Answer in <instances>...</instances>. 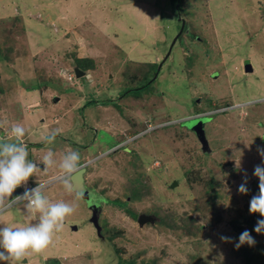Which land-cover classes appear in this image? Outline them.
<instances>
[{"label":"rangeland","instance_id":"obj_1","mask_svg":"<svg viewBox=\"0 0 264 264\" xmlns=\"http://www.w3.org/2000/svg\"><path fill=\"white\" fill-rule=\"evenodd\" d=\"M85 59L94 69L76 79ZM41 103L62 118L51 150L80 153L84 193L67 194L56 166L39 176L32 185L56 181L46 197L78 207L21 264H258L235 245L247 230L264 253V217L249 213L264 166V0H0V140L18 123L36 144ZM25 211L7 209L0 227L27 224Z\"/></svg>","mask_w":264,"mask_h":264},{"label":"clouds","instance_id":"obj_2","mask_svg":"<svg viewBox=\"0 0 264 264\" xmlns=\"http://www.w3.org/2000/svg\"><path fill=\"white\" fill-rule=\"evenodd\" d=\"M11 142L0 140V214L17 205H22L26 210L27 224L6 225L0 227V261H9L12 264H21L25 255L30 251L40 253L52 242L55 233L63 230L64 220L67 216L76 211V203L65 201L52 202L44 195L46 184L38 183L34 188H25L21 195L12 197L18 187L24 185L32 176L38 172L57 166L55 153L49 149L41 158L43 170L33 161L28 159L29 152L27 145L23 143L26 134L25 128L20 124H13L8 130ZM58 135V130L50 131L44 140L46 143H53ZM257 152L264 165V148L257 147ZM239 163V162H238ZM81 157L77 150H70L64 153L58 163L60 173L56 178L69 193H76L78 200L83 192L81 183H74V177L81 170ZM253 175L258 178V194L254 195L249 202V213H258L264 217V166L257 165ZM247 177L245 175L238 187V192L247 194ZM10 197H12L10 199ZM33 220L36 223H31ZM256 233L264 234V219L256 222L254 228ZM225 242L230 238L221 237ZM243 244L253 246L254 238L245 230L239 236V248Z\"/></svg>","mask_w":264,"mask_h":264},{"label":"crops","instance_id":"obj_3","mask_svg":"<svg viewBox=\"0 0 264 264\" xmlns=\"http://www.w3.org/2000/svg\"><path fill=\"white\" fill-rule=\"evenodd\" d=\"M170 46H171V44H170ZM170 51H172V48H171V50ZM168 59V58H167ZM166 59V60H167ZM90 60V59H89ZM163 60V59H162ZM161 60V61H162ZM158 62H155V61H151V62H149V63H146L147 65L149 64V65H151V66H156V65H158L157 64ZM163 64V63H162ZM160 66L161 65H159V67L158 68H160ZM76 67V66H75ZM161 68H162V66H161ZM69 70V69H68ZM160 70L161 69H159L158 71L160 72ZM70 72L71 71H73V73H74V68L73 69H71L70 68V70H69ZM88 71H89V73H90V71H92V70H87V73H88ZM158 72V73H159ZM69 73V72H68ZM72 73V72H71ZM69 75H71V74H69ZM89 75V77H91V74H88ZM93 75V74H92ZM158 76H156V78H157ZM74 80H75V78H74ZM69 84H71V85H75V84H77L76 82H74V84L72 83V82H69ZM67 86H69V85H67ZM65 88L64 89H66V86H64ZM78 91V90H77ZM61 98V97H60ZM81 100H79V102H80ZM58 104H62V102H61V99H60V101L57 103V105ZM41 105V109L39 110V111H37V113H35L34 114V116L36 115L37 117H36V120L41 124L40 125V128H38L37 127V129L38 130H36L35 129V131L33 132V138H35V140L34 141H38V142H36V144H34L33 143V145L32 146H30V148H28L29 150L28 151H30L29 152V156H28V159L30 160V161H32V158L31 157H33V153H36V155H37V158H36V161H37V159H41L42 158V156L44 155H42V153H46V151L47 150H49V149H51V144H49V143H46L45 142V140H44V137L49 133V131L47 130V129H49L50 127H53V126H57L59 123H60V121H61V119L62 118H60V116L57 114V113H55V111H54V109L53 108H55V106H57V105H53L52 107H50L51 109H48V111L47 112H45L46 111V109H45V104H40ZM49 108V107H48ZM52 114V116H53V121H51V120H48V119H50V115ZM46 116H48V118H46ZM38 117H39V119H38ZM34 117H32L31 118V120H29V121H31V123H34V127L35 126H37L36 125V123H35V119H33ZM27 122V121H26ZM28 127H26V129H27ZM62 126H60V127H58L56 130H58V135L56 136V139H58L59 141H61V140H63L64 139V137H62V135H63V131H62ZM55 130V129H54ZM65 131H67V130H65ZM65 131H64V133H65ZM37 133H39L40 135V137L37 135ZM67 144H68V141H67ZM31 147H33V148H31ZM69 148V147H68ZM34 149H38V152H33L34 151ZM82 149H83V147H82ZM54 153H55V159H56V161H57V166H56V168H58V163H59V159H60V157L64 154V153H66L67 152V150L66 149H64V150H54L53 151ZM38 154H40L41 155V158H39V156H38ZM40 168H41V170H43V165H41L40 166ZM55 168V169H56ZM57 174H59V173H57ZM57 174H55V173H53L52 172V170H51V168H48V169H46V170H43V171H41V172H38L37 174H36V177L34 178V179H32V178H29L28 180V182L30 183V185H32L34 182H36V181H43V180H45V179H38L39 178V176L41 175L42 177L44 176H48V177H45L46 179H52V178H55V176L57 175ZM55 183H56V181L55 182H52V183H50V184H48L47 185V187L45 188V190H44V194H47V192H48V190H49V188L51 187V184L54 186L55 185ZM57 185V184H56ZM86 192V191H85ZM84 193V192H83ZM67 194H69V195H75L76 193L75 192H73L72 194L71 193H69V192H67ZM62 195H66V194H62ZM49 200H51L52 202H58V201H62V197L61 198H59L58 200H56L55 199V197H47ZM90 207H91V210L89 209V208H87V210H88V213H89V215H88V223H92L91 222V219H92V217H93V215H92V213L94 212V208L96 207V206H93L92 207V205H90ZM97 217H99V216H97ZM23 220V223H28V218H27V216H25V217H23L22 218ZM7 225H12V224H16V223H14V222H9V220H7ZM37 221H35V220H33L31 223H36ZM65 224H66V222H64V227L63 228H66L65 227ZM68 225V224H67ZM91 225V224H90ZM70 226V225H69ZM92 226V225H91ZM93 227V226H92ZM76 230H77V228H73L72 229V231L73 232H76ZM69 236V234L67 233V234H65V236L64 237H68ZM45 261L46 260H49V258H47V259H44ZM50 262H53L54 264H56V262L54 261V260H52V258H51V261ZM23 263H25L24 261H23Z\"/></svg>","mask_w":264,"mask_h":264},{"label":"trees","instance_id":"obj_4","mask_svg":"<svg viewBox=\"0 0 264 264\" xmlns=\"http://www.w3.org/2000/svg\"><path fill=\"white\" fill-rule=\"evenodd\" d=\"M179 22V21H178ZM76 67L78 68V69H80V70H83V71H87V70H93L94 69V65H93V63L91 62V60H88V59H85V60H77L76 62ZM139 92L140 91H136V94H139ZM135 93V92H134ZM183 125H184V123H182ZM133 195V194H132ZM133 196H136L135 194L133 195ZM137 198V197H136ZM99 199V198H98ZM111 204H113L115 207H118L119 209H122V205L119 203V202H113V203H111ZM93 206H96L94 209H95V211H96V213H97V216H99V214H100V205H98V204H96V205H93L92 204V207ZM126 213H128V215H130V216H134L131 212H129V211H127ZM257 218V217H256ZM182 221H184V220H182ZM194 222V221H193ZM246 222V225H247V221H245ZM242 225H245V224H238V227H240L241 229H242ZM180 227V229H183V227H185V226H183V225H180L179 226ZM250 250V251H249ZM249 250H246V251H244V253H243V256H242V258L244 259V260H246L247 261V263H258V264H260L259 263V261H262V260H264V253L262 252V250H261V247L258 245V244H256V245H253V246H251V248H249ZM263 255V256H262ZM123 264H135V262H125V263H123Z\"/></svg>","mask_w":264,"mask_h":264},{"label":"water","instance_id":"obj_5","mask_svg":"<svg viewBox=\"0 0 264 264\" xmlns=\"http://www.w3.org/2000/svg\"><path fill=\"white\" fill-rule=\"evenodd\" d=\"M181 29H183V25H182V28ZM175 42V41H174ZM74 74H75V77H76V79H80V78H83L84 76H85V73L84 72H82L80 69H78L77 67L74 69ZM194 126H198V124H197V122L195 123V125ZM194 126H193V129H194ZM21 192V189H20V187H18L17 189H15V191L13 192V194H12V197H15L16 195H18L19 193ZM82 196H83V193H82ZM12 197H10V199L12 198ZM98 217H97V213H96V211L94 210V212H93V217H92V219H91V222L93 223V225H94V227L95 226H97V224H98ZM149 218H147V217H140L139 219H138V222H143V221H147Z\"/></svg>","mask_w":264,"mask_h":264},{"label":"built area","instance_id":"obj_6","mask_svg":"<svg viewBox=\"0 0 264 264\" xmlns=\"http://www.w3.org/2000/svg\"><path fill=\"white\" fill-rule=\"evenodd\" d=\"M71 80H72V79H71ZM71 80H70V81H71ZM73 80H74V78H73ZM37 185H38V184H37ZM37 185H30L28 182H26L24 185H22V186L20 187L21 192H20L18 195H21V194L25 191V188L31 189V188L36 187Z\"/></svg>","mask_w":264,"mask_h":264}]
</instances>
